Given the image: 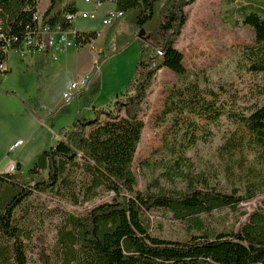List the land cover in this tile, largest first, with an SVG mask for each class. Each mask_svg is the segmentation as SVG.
I'll return each instance as SVG.
<instances>
[{
	"label": "trees",
	"instance_id": "1",
	"mask_svg": "<svg viewBox=\"0 0 264 264\" xmlns=\"http://www.w3.org/2000/svg\"><path fill=\"white\" fill-rule=\"evenodd\" d=\"M194 1H114L115 9L123 14L109 26L105 43L113 27L130 20L134 34L140 38L135 74L109 108L96 110L94 117H78L63 127L62 137L42 151L27 172L21 171V165L17 173L0 172V235L15 241L23 236L14 217L17 208L33 194L43 195L48 201L65 199L78 205L112 192L118 197L96 204L84 215H65L54 249V254H62V264H76L78 253L85 256L84 264H264V211L253 212L237 230L207 226L201 217L217 210L237 211L242 203L253 200L264 191V169L252 172L255 178L241 193L211 186L203 173L190 170L192 163L186 154L198 141L201 124L214 122L223 113L213 101L203 105L201 100L206 99L194 84L178 90L177 96L181 104L193 101L190 111H195L198 121L190 120L177 136L171 146L177 158L161 174L168 180L186 181V188L164 190L157 177L143 192L124 194L134 192L138 184L134 162L145 128L140 110L154 78L163 68L179 76L186 73L184 54L176 42L188 22L186 8ZM234 1L241 3L236 8L241 24L255 32V44L246 51L250 56L248 69L264 73V6H256V0ZM40 10L42 25L75 28L66 17L78 12L75 0H49L45 9L41 8V0H0V43L9 40L12 49H19L27 36L38 31L35 15ZM76 30L78 49L98 39L97 30ZM103 54L100 52L98 64ZM7 58L8 54L2 53L0 61L6 62ZM199 105L203 107L196 110ZM235 120L250 135V142L264 147V104L248 115H236ZM242 138L238 136L228 145L238 148ZM157 210L187 223V236L171 240L153 234L150 214ZM16 249L18 259L25 264L23 253ZM5 251V247L0 248V255ZM34 252L43 264L51 263L45 234L37 237Z\"/></svg>",
	"mask_w": 264,
	"mask_h": 264
},
{
	"label": "rangeland",
	"instance_id": "2",
	"mask_svg": "<svg viewBox=\"0 0 264 264\" xmlns=\"http://www.w3.org/2000/svg\"><path fill=\"white\" fill-rule=\"evenodd\" d=\"M75 1L80 13L94 11L93 5L85 0ZM45 3L46 0H41L42 9ZM239 4L234 0H195L186 8L188 22L176 42L184 54L186 73L179 76L163 68L154 78L140 110L145 128L134 162L138 184L134 192L126 191L125 195L143 192L157 177L164 190L186 188V181L168 180L161 174L177 158L171 148L177 136L185 131L190 120L198 121L195 111H190L193 101L181 104L177 96L178 90L192 88V84L206 99L201 100L203 105L213 101L214 107L223 113L216 121L201 124L198 141L186 154L192 163L190 170L203 173L211 186L241 193L248 181L255 178L252 172L264 169V147L250 142V135L235 120L236 115H248L264 104V73L248 69L250 56L246 51L255 44V32L252 27L241 24L236 9ZM256 6H264V0H256ZM111 9L113 4L108 2L99 10L100 18H79L75 28L101 31L98 39L81 49L71 47L57 61L36 63L21 57L16 50L10 51L5 63L9 70L0 73V172L12 161L21 164L27 172L38 155L62 137L59 133L63 127L81 116L94 117L96 110L109 108L125 90L135 74L140 38L127 19L112 28L105 43L109 27L103 25L102 16ZM90 73L93 80L88 90L76 94L67 106L63 102L59 109L50 110L54 106L53 98L57 100L65 85ZM169 106L173 111L166 112ZM238 136L243 137L242 145L238 148L228 145ZM19 140L24 143L10 148ZM117 197L110 192L94 201L74 205L65 199L48 201L43 195H31L17 208L14 217L23 236L15 241L0 235V248H6L0 255V264H21L16 248L23 253L25 264H43L34 252L41 233L45 234L52 254L50 264H62V254H54V249L65 215H84L96 204ZM256 211H264V191L242 203L237 211L217 210L201 217L207 226L237 230ZM150 215L153 234L171 240L187 236V223L173 219L170 213L157 210ZM85 262V256L78 253L76 264Z\"/></svg>",
	"mask_w": 264,
	"mask_h": 264
},
{
	"label": "built area",
	"instance_id": "3",
	"mask_svg": "<svg viewBox=\"0 0 264 264\" xmlns=\"http://www.w3.org/2000/svg\"><path fill=\"white\" fill-rule=\"evenodd\" d=\"M115 0H85L87 4L93 5V12H78L74 14H66L67 19L75 25L79 18L83 19H97L100 18L99 10L105 3L114 4ZM123 14L122 11H118L115 8L107 11L102 16V23L104 26L109 27L118 17ZM35 19L38 21V31L32 35L27 36L19 49H15L19 55L23 58L36 55V54H50L54 60H59V56L62 53L67 52L71 47H76L75 35L77 30L75 28L63 29L60 26L57 28H51L41 24L42 21V10L36 13ZM100 35V32H99ZM2 35H0V38ZM7 39V38H6ZM3 41V40H2ZM11 43L6 40L4 43H0V57L2 53L9 55ZM6 62L0 61V69L4 70ZM93 73V72H92ZM85 74L79 76L75 81L71 82L69 87L63 92V102L68 105L74 101L76 94L80 91H86L90 88L93 78L91 74ZM24 143L23 140L15 142L12 148H16ZM8 173H17L18 165L15 162H11L7 168Z\"/></svg>",
	"mask_w": 264,
	"mask_h": 264
},
{
	"label": "crops",
	"instance_id": "4",
	"mask_svg": "<svg viewBox=\"0 0 264 264\" xmlns=\"http://www.w3.org/2000/svg\"><path fill=\"white\" fill-rule=\"evenodd\" d=\"M48 5H49V0H46V3L44 4L43 9L47 8ZM113 7L115 8L114 4H113ZM107 11H109V10H106L104 13H106ZM99 32H101V31H99ZM63 56H64V54L62 55V57H63ZM62 57H61V59H63ZM27 58L33 60V61L36 62V63H43L44 61H50L51 59H53V58L51 57L50 54H36V55L29 56V57H27ZM8 59H9V55H8L7 61H8ZM7 61H6V62H7ZM38 65H40V64H38ZM8 70H9V67H8V66H5L3 72H6V71H8ZM69 85H70V83L67 84V85H65V86L63 87V89H62V94H63V92L69 87ZM62 94H60V92L58 93L57 100H55V99L53 98L54 106H53L50 110H54V109H59V108H60L61 104H63ZM58 98H59V99H58ZM55 106H56V107H55ZM66 106H67V105H66ZM44 115H45V116H48V113H47V114H44ZM59 134H60V133H59ZM61 136H62V134H61ZM14 144H15V143H14ZM14 144H13V145H14ZM13 145H11L10 148H11ZM12 162H15V161H12ZM15 163H16V162H15ZM16 164H17V165H21V164H19V163H16ZM8 166H9V164L5 167V169H4L2 172H6ZM21 171L25 172L26 170L23 169V167L21 166Z\"/></svg>",
	"mask_w": 264,
	"mask_h": 264
}]
</instances>
